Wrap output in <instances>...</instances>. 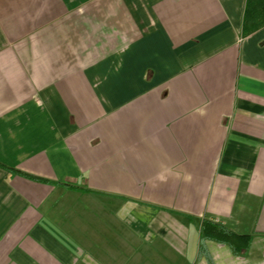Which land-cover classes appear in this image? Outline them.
Returning a JSON list of instances; mask_svg holds the SVG:
<instances>
[{
  "label": "crops",
  "instance_id": "0c3cea01",
  "mask_svg": "<svg viewBox=\"0 0 264 264\" xmlns=\"http://www.w3.org/2000/svg\"><path fill=\"white\" fill-rule=\"evenodd\" d=\"M262 6L0 0V264H264Z\"/></svg>",
  "mask_w": 264,
  "mask_h": 264
},
{
  "label": "trees",
  "instance_id": "16d2710c",
  "mask_svg": "<svg viewBox=\"0 0 264 264\" xmlns=\"http://www.w3.org/2000/svg\"><path fill=\"white\" fill-rule=\"evenodd\" d=\"M248 6L250 9L252 4H249L248 2ZM262 9L264 10V6H262ZM262 22L264 21H255V27L262 24ZM249 24L250 21L246 16L243 23V32H247L249 30ZM200 232L202 235V240L204 238H212L217 240L218 242L227 243L232 246L234 251L238 253L245 251L249 242V236L247 234H237L231 231L229 228L225 227L223 224L210 220L203 221L200 227Z\"/></svg>",
  "mask_w": 264,
  "mask_h": 264
},
{
  "label": "rangeland",
  "instance_id": "374dc122",
  "mask_svg": "<svg viewBox=\"0 0 264 264\" xmlns=\"http://www.w3.org/2000/svg\"><path fill=\"white\" fill-rule=\"evenodd\" d=\"M77 199H79L78 197H77ZM80 200V199H79ZM80 203H84V200H80L79 201ZM64 214H66L67 215V212H64ZM67 222H64V224H66Z\"/></svg>",
  "mask_w": 264,
  "mask_h": 264
},
{
  "label": "clouds",
  "instance_id": "9594fccd",
  "mask_svg": "<svg viewBox=\"0 0 264 264\" xmlns=\"http://www.w3.org/2000/svg\"><path fill=\"white\" fill-rule=\"evenodd\" d=\"M161 179H163V177H161Z\"/></svg>",
  "mask_w": 264,
  "mask_h": 264
}]
</instances>
